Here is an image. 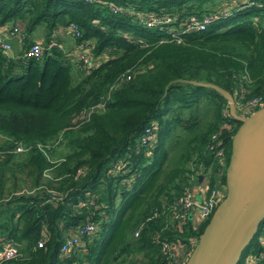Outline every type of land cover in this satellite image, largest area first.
<instances>
[{
    "label": "trees",
    "instance_id": "1",
    "mask_svg": "<svg viewBox=\"0 0 264 264\" xmlns=\"http://www.w3.org/2000/svg\"><path fill=\"white\" fill-rule=\"evenodd\" d=\"M109 2L176 17L228 13L175 40L168 25L144 27ZM238 2L0 0V27L20 28L24 49L41 26L45 49L39 58L0 51V239L17 247L0 264H166L162 241L197 238L208 218L194 226L188 218L169 221L161 210L190 185L192 166L209 169L210 134L220 136L227 161L221 123L234 122L230 135L238 121L221 115L227 103L215 89L174 79L215 83L237 103L264 97V0L242 8ZM70 24L80 32L75 45L89 47L92 59L101 55L98 64L84 69L60 47L53 32ZM151 121L153 140L142 145ZM58 135L49 151L39 146ZM17 143L28 148L14 151ZM207 181L215 183L212 170ZM86 220L98 228L85 249L61 254L64 236ZM261 225L235 264L258 251ZM98 230L107 237H96Z\"/></svg>",
    "mask_w": 264,
    "mask_h": 264
},
{
    "label": "built area",
    "instance_id": "2",
    "mask_svg": "<svg viewBox=\"0 0 264 264\" xmlns=\"http://www.w3.org/2000/svg\"><path fill=\"white\" fill-rule=\"evenodd\" d=\"M256 3V0H239L237 6L239 7H248ZM108 6L111 11L115 12H131L134 20L144 26V27H154V26H167V31H169L170 36L178 40L179 38L175 36L178 33L191 32L196 30H202L206 25L214 19H217L219 16L226 15L228 11L225 9L220 10L219 12H209L203 13L200 15L197 14H188L185 16L176 17L166 12H142L139 10H134L131 7L123 6L120 4H114L109 2ZM67 31L71 33L73 37L80 35L79 30L74 24H70L66 27ZM10 33L18 34L20 37L24 36L23 32L19 28H13ZM78 49L71 53L72 58L79 63L84 69H88L101 60V58L92 59L90 55L89 47L83 48L77 46ZM11 45L8 39L0 35V51L11 56ZM44 48L42 43L34 40L26 48L23 49L21 53V58H39L42 54ZM264 104V97L262 95H255L245 99L244 101L235 102L236 109L240 114H249L261 107ZM102 101L89 106L87 109L81 110L78 115L75 117L81 119L88 115L93 109L100 107ZM221 115L223 117H228L229 112L227 105L221 109ZM221 129H224L226 132V137L231 130L234 128V122L230 119H225L221 123ZM155 129V121H151L150 124L144 126L140 136V144H150L153 140ZM220 129V130H221ZM61 139V136L58 135L53 139V143L42 144L46 150L57 144ZM28 148V145L24 146L21 143H17L14 147V151H23ZM206 150L212 152L213 162L210 163L209 169L201 171V166L198 164L197 167L192 166L189 172V182L190 185L185 187L181 194L174 198L169 203H166L161 212L167 211L169 221H176L177 223L184 222L187 218L190 219L192 225H197L202 221L206 220L211 212L213 211L216 204L224 195L225 187L220 184L219 178L222 173H224L226 167V149L225 145L222 143L218 133H212L209 136V142L206 146ZM119 161L113 165V171H118ZM212 170L215 183L212 186L208 185V172ZM202 174L200 180H197V175ZM127 185H128V179ZM157 212V209L154 208L152 215ZM261 230L257 236V240L260 248L256 252L248 253L243 261L244 264H264V218L261 220ZM98 225L95 222L86 220L83 223L79 224L74 231L66 234L60 243L59 251L61 254H68L74 251L84 250L87 243L91 240L95 234ZM137 234V230L133 232V235ZM196 238L190 237L187 238V243L180 244L175 241H162L160 244V249L164 253V258L166 264H183L187 255L189 254L192 246L194 245ZM42 243L41 240L37 242L40 246ZM17 247L16 245L8 240L0 239V263L6 259L11 258L16 254ZM77 264V263H69Z\"/></svg>",
    "mask_w": 264,
    "mask_h": 264
},
{
    "label": "water",
    "instance_id": "3",
    "mask_svg": "<svg viewBox=\"0 0 264 264\" xmlns=\"http://www.w3.org/2000/svg\"><path fill=\"white\" fill-rule=\"evenodd\" d=\"M174 80L215 89L226 100L229 115L238 121L227 136L224 195L183 264H235L264 218V104L249 114H240L232 94L223 87L197 79ZM201 176L197 175L198 181Z\"/></svg>",
    "mask_w": 264,
    "mask_h": 264
},
{
    "label": "crops",
    "instance_id": "4",
    "mask_svg": "<svg viewBox=\"0 0 264 264\" xmlns=\"http://www.w3.org/2000/svg\"><path fill=\"white\" fill-rule=\"evenodd\" d=\"M16 26H13L11 23H6L4 24L2 27H0V35H3L5 36L8 41L10 42V45L11 47L14 48V50H16L15 52H10L11 56H17L18 55V52L19 51H22L23 49L22 48V40H23V37H20L18 34H15V33H10V31ZM20 29V28H19ZM59 29V28H58ZM57 29V30H58ZM67 28H65L66 30ZM56 31V30H55ZM54 31V32H55ZM54 32H53V35H54ZM69 32V31H68ZM24 34V33H23ZM43 34V32H42ZM71 35V33H69ZM34 40H37L39 42H41V38H39L40 36H32L30 35ZM59 45L61 47L62 43L59 42ZM63 46V45H62ZM67 48H69L66 52H69V53H72L73 51H75L77 48V45H75L74 43V40L72 39L71 40V43L69 44V46H67ZM102 56H97L96 58H101Z\"/></svg>",
    "mask_w": 264,
    "mask_h": 264
},
{
    "label": "rangeland",
    "instance_id": "5",
    "mask_svg": "<svg viewBox=\"0 0 264 264\" xmlns=\"http://www.w3.org/2000/svg\"><path fill=\"white\" fill-rule=\"evenodd\" d=\"M215 1H220V0H215ZM253 17V16H252ZM254 18V17H253ZM18 26V25H17ZM20 27V26H18ZM42 32H43V28L41 26H37L32 32L31 35L32 36H40L39 38H41L42 36ZM55 35V39L57 41H59L60 43H62L61 48L65 51H67L69 48H67V46H69V44L71 43L72 40V35L69 34V32L67 30H65L63 27H60L58 30H56L54 32ZM11 52H15L16 50H14L13 47H11ZM64 151L65 149H63V146H58L57 150H61ZM113 231L115 230L114 228L112 229ZM96 237L100 238V240H103L105 237H107V232H103L98 230V233H96Z\"/></svg>",
    "mask_w": 264,
    "mask_h": 264
}]
</instances>
